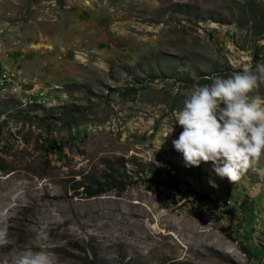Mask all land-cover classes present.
<instances>
[{"label": "rangeland", "instance_id": "rangeland-1", "mask_svg": "<svg viewBox=\"0 0 264 264\" xmlns=\"http://www.w3.org/2000/svg\"><path fill=\"white\" fill-rule=\"evenodd\" d=\"M260 41L264 0H0V264H264V179L172 144L184 99Z\"/></svg>", "mask_w": 264, "mask_h": 264}, {"label": "clouds", "instance_id": "clouds-1", "mask_svg": "<svg viewBox=\"0 0 264 264\" xmlns=\"http://www.w3.org/2000/svg\"><path fill=\"white\" fill-rule=\"evenodd\" d=\"M264 44V41H260ZM210 84L197 85L175 113L183 131L172 141L186 167L212 162L220 178L236 184L250 169L264 179V99L253 93L264 85V63L244 67L227 77L214 75ZM216 187L214 181H210ZM42 231L38 238L47 239ZM11 243L7 219H0V247ZM12 264H57L47 250L23 251Z\"/></svg>", "mask_w": 264, "mask_h": 264}, {"label": "trees", "instance_id": "trees-1", "mask_svg": "<svg viewBox=\"0 0 264 264\" xmlns=\"http://www.w3.org/2000/svg\"><path fill=\"white\" fill-rule=\"evenodd\" d=\"M118 172H119V171H118ZM119 174H120V173H119ZM168 175L171 176L170 174H168ZM110 177H111L112 180H116V178H115V176H113V174H111ZM98 183H99V182H98ZM174 184H175L174 187H178V185H179V181L175 182ZM171 186H173V184H171ZM122 188H125V185H124V184H123V187H122ZM100 191H102L101 188L92 191L91 194H92V195H95V194H97V193L100 192ZM205 196H206L205 198L208 199V200H211V199H212L209 195H205ZM206 199H205V200H206ZM214 202H215V204H218V203H219L218 200H215Z\"/></svg>", "mask_w": 264, "mask_h": 264}, {"label": "built area", "instance_id": "built-area-1", "mask_svg": "<svg viewBox=\"0 0 264 264\" xmlns=\"http://www.w3.org/2000/svg\"><path fill=\"white\" fill-rule=\"evenodd\" d=\"M0 82H3V80H0Z\"/></svg>", "mask_w": 264, "mask_h": 264}]
</instances>
